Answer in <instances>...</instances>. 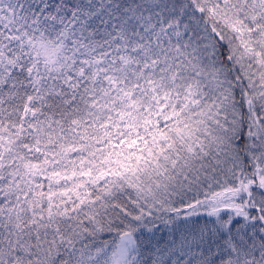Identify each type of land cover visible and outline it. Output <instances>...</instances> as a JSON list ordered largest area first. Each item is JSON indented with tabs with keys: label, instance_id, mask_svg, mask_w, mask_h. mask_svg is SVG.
<instances>
[{
	"label": "snow or ice",
	"instance_id": "obj_1",
	"mask_svg": "<svg viewBox=\"0 0 264 264\" xmlns=\"http://www.w3.org/2000/svg\"><path fill=\"white\" fill-rule=\"evenodd\" d=\"M0 264H264V0H0Z\"/></svg>",
	"mask_w": 264,
	"mask_h": 264
}]
</instances>
